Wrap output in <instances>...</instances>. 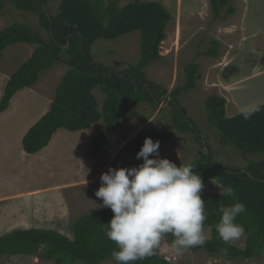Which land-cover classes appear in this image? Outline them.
I'll return each mask as SVG.
<instances>
[{
    "label": "trees",
    "instance_id": "16d2710c",
    "mask_svg": "<svg viewBox=\"0 0 264 264\" xmlns=\"http://www.w3.org/2000/svg\"><path fill=\"white\" fill-rule=\"evenodd\" d=\"M19 11L35 12L40 25L48 34L47 42L24 24L14 22L0 31V60L10 46L24 43L35 47L31 56L10 76L0 101V113L7 110L13 96L20 90L35 86L41 74L63 62L67 70L58 83L49 111L34 124L22 139V149L28 155L42 151L59 129L80 131L101 122L99 135L94 139L90 157L105 151L110 134L117 124L136 110V105L158 104L165 95L151 81L147 80L144 69L161 60L160 46L166 39V29L173 23L174 16L158 2L134 0L122 8L104 0H61L58 13L48 16L42 8L43 0H8ZM229 0H209L213 20L221 18ZM3 3L0 0V14ZM227 16H233L235 9L227 8ZM132 32L140 33V53L136 65L116 71L96 63L90 53V45L99 39L115 40ZM218 43L211 42V48L203 55L218 57ZM63 55L66 59H63ZM199 64L185 67L186 83L180 91L189 92L196 88L200 78ZM95 88L105 96L101 110L94 94ZM174 94V93H173ZM173 101V102H172ZM171 104L177 118H182L173 95ZM261 111L245 120L242 113L227 117L226 100L210 96L205 101L208 120L215 126L222 140L241 154L264 153V105ZM176 118V128L182 133H192L194 123ZM145 138L155 142L168 143L166 133L153 130L141 134L124 146L125 154L136 157ZM202 144V143H201ZM204 147V146H203ZM206 148V147H205ZM191 163L194 172L204 179H215L219 188L231 185L236 198H224L214 193L206 202L210 239L202 247L210 253L220 252L227 245L219 239L215 225L221 205L242 203L247 212L237 217V223L245 228L244 256L255 257L264 250V161L254 163L245 170H235L217 165L210 155ZM113 213L109 208H96L83 215L72 226L73 239L45 229L17 230L0 236V259L5 256H33L40 253L43 259L55 264H100L112 259L115 244L104 234ZM173 239H171L172 242ZM135 264H170L156 254Z\"/></svg>",
    "mask_w": 264,
    "mask_h": 264
},
{
    "label": "rangeland",
    "instance_id": "374dc122",
    "mask_svg": "<svg viewBox=\"0 0 264 264\" xmlns=\"http://www.w3.org/2000/svg\"><path fill=\"white\" fill-rule=\"evenodd\" d=\"M43 1L42 8L48 16L58 13L61 0ZM133 1L104 0V3H113L122 8ZM141 1L158 2L165 7L167 5L166 8L174 16L173 23L166 29V39L160 46L161 60L144 69L146 79L154 83L160 91H164L165 95L156 105L137 104L135 112L122 119L110 134L105 151L94 157H90L92 145L85 151L86 161H89L86 164L90 166V171L93 172L95 168L97 172L100 171L101 176L110 167L138 166L142 160L126 155L124 146L141 134L153 130L166 133L169 139L166 144L160 143V158H167L178 167L181 162L194 163L200 160L207 150L217 165L235 170H245L251 164L264 161V153L241 154L226 144L215 126L209 122L205 108V101L210 96L226 100L227 117L242 113L243 108L250 104L264 105V0H229L228 7L235 9L234 15L227 16L226 7L217 21L213 20L209 0H180L179 3L177 0ZM2 3L0 31L18 22L29 27L41 40H49L35 12L19 11L8 0H2ZM212 41L218 43L219 55L216 58L203 55L211 48ZM34 48L24 43L8 47L0 60V72L14 73L31 56ZM89 50L96 63L122 71L138 62L140 33L132 32L115 40L99 39L90 45ZM63 59H66L65 55ZM193 64L200 66V78L196 88L189 92L180 91L186 83L184 69ZM66 70L67 66L63 62L57 63L41 74L39 82L31 87V91L51 97ZM32 92L30 93L33 94ZM92 93L98 110H101L105 96L98 88ZM173 95L175 106L182 116L178 118L194 123V132L182 133L176 128V109L170 102ZM44 101L45 99L43 102L38 99L31 103L32 101L26 100L21 103L20 112L27 114L26 120H30L40 111ZM101 124L97 123L94 131ZM91 161L94 163L90 165ZM87 169L88 167L86 171ZM100 176L95 182L71 185L67 190L43 194L39 192L34 198L0 201V236L21 229L37 228L53 230L73 239V224L102 203L95 197V192L101 186ZM202 180L205 186L202 199L209 202L211 195L219 192V187L215 179ZM210 233V229L205 227L207 240L210 239ZM171 239L173 237L170 234L165 235L155 252L170 264H264V250L255 257L244 256L245 237L227 245V253L220 251L212 254L207 249H197L180 255L170 247ZM0 264L55 263L43 259L38 253L33 256H5L0 259ZM100 264L115 262L105 259Z\"/></svg>",
    "mask_w": 264,
    "mask_h": 264
},
{
    "label": "clouds",
    "instance_id": "9594fccd",
    "mask_svg": "<svg viewBox=\"0 0 264 264\" xmlns=\"http://www.w3.org/2000/svg\"><path fill=\"white\" fill-rule=\"evenodd\" d=\"M261 111L258 104L243 108L245 120ZM160 141L145 138L136 154L142 160L130 168H109L100 176L101 186L95 197L102 201L98 208L113 213L104 234L116 250L111 252L115 264H135L155 255L165 235L173 237L170 247L177 255L206 244V202L202 199L204 183L191 163H176L160 158ZM153 157V158H150ZM224 198H236L231 186L219 188ZM209 203V202H208ZM215 230L226 245L246 235L237 217L247 212L242 203L221 205ZM227 248L221 249L227 253Z\"/></svg>",
    "mask_w": 264,
    "mask_h": 264
},
{
    "label": "crops",
    "instance_id": "0c3cea01",
    "mask_svg": "<svg viewBox=\"0 0 264 264\" xmlns=\"http://www.w3.org/2000/svg\"><path fill=\"white\" fill-rule=\"evenodd\" d=\"M12 74L0 72V101ZM31 89L18 91L7 110L0 113V201L34 198L39 192L43 194L67 190L71 185L95 182L100 176V171L97 172L95 168L93 172L90 171V166L86 164L89 162L86 161L87 152L85 154L99 135L100 127L95 131L93 129L96 124L80 131L59 129L42 151L33 155L23 151V137L49 111L55 93L54 90L51 97H46ZM38 99L42 102L45 99L43 106L30 120H26L27 114L20 112L21 103L26 100L34 103Z\"/></svg>",
    "mask_w": 264,
    "mask_h": 264
}]
</instances>
